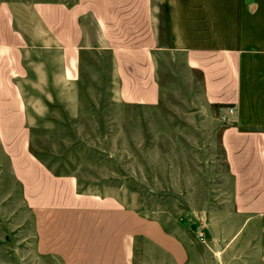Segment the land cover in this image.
I'll return each mask as SVG.
<instances>
[{"label":"crops","instance_id":"1","mask_svg":"<svg viewBox=\"0 0 264 264\" xmlns=\"http://www.w3.org/2000/svg\"><path fill=\"white\" fill-rule=\"evenodd\" d=\"M25 8L0 5V148L7 180L20 192L16 218L31 219L36 253L61 264H264V0H74ZM86 16L110 55L117 102L154 108L188 90L204 112L220 111L232 124L220 133L226 171L216 180L238 223L218 234L221 243L188 245L113 197L80 194L73 177L55 176L29 152L13 82L23 73L24 38L59 50L70 77L84 50ZM5 181L1 175L0 187ZM4 202L2 191L0 209ZM0 252L7 264L5 244Z\"/></svg>","mask_w":264,"mask_h":264},{"label":"rangeland","instance_id":"2","mask_svg":"<svg viewBox=\"0 0 264 264\" xmlns=\"http://www.w3.org/2000/svg\"><path fill=\"white\" fill-rule=\"evenodd\" d=\"M73 2L0 0V5H14L21 13L31 4ZM81 24L84 50L77 73L67 78L59 50L24 38L23 73L13 82L24 103L29 152L55 176L73 177L80 194L113 197L188 245L221 243L218 234L238 223L216 180L226 171L220 133L232 124L220 122V111L204 112L188 90L178 98L173 94L174 103L163 100L154 108L117 102L110 55L96 42L92 18ZM8 174L0 148V176L8 183L0 187L8 194L2 204L7 211L0 209L7 223L0 241L7 247V264H61L54 255L36 253L31 219L16 218L23 211L20 192Z\"/></svg>","mask_w":264,"mask_h":264},{"label":"built area","instance_id":"3","mask_svg":"<svg viewBox=\"0 0 264 264\" xmlns=\"http://www.w3.org/2000/svg\"><path fill=\"white\" fill-rule=\"evenodd\" d=\"M227 112H228V114H231L232 110L231 109H228ZM220 120H221L222 123H225L227 121L226 116H221L220 117ZM197 237L199 239H202L201 234H198Z\"/></svg>","mask_w":264,"mask_h":264}]
</instances>
